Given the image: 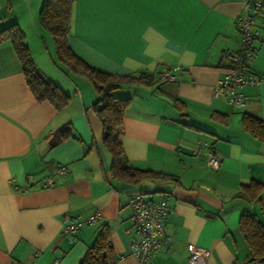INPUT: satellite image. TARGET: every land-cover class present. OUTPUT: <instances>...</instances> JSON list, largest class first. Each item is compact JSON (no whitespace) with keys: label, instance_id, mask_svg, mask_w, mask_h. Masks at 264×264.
Instances as JSON below:
<instances>
[{"label":"crops","instance_id":"obj_1","mask_svg":"<svg viewBox=\"0 0 264 264\" xmlns=\"http://www.w3.org/2000/svg\"><path fill=\"white\" fill-rule=\"evenodd\" d=\"M244 1L74 0L69 44L76 55L100 70L150 75L113 92L130 97L119 134L127 164L162 175L124 183L110 170L94 88L54 61L37 17L42 0H0V28L16 22L36 66L68 95L61 109L37 101L11 44H0V264H78L101 223L109 225L115 264H138L123 233L128 198L137 193L166 195L174 210L165 218L169 241L151 264H187L188 243L210 250L205 264H259L239 219L249 212L264 223V190L252 201L235 195L252 180L264 184V141L241 125L244 112L264 118V16H255L250 64L260 81L238 88L246 95L240 107L212 95L226 74L223 52L239 47ZM166 65L176 66L175 79L161 81ZM66 125L72 135L52 145ZM199 141L219 157L217 169L206 164L207 147L194 152ZM56 165L65 175L42 187ZM94 212L98 223L79 226L71 240L61 233L65 214Z\"/></svg>","mask_w":264,"mask_h":264},{"label":"trees","instance_id":"obj_2","mask_svg":"<svg viewBox=\"0 0 264 264\" xmlns=\"http://www.w3.org/2000/svg\"><path fill=\"white\" fill-rule=\"evenodd\" d=\"M73 4L74 0H42L37 14L38 22L40 27L50 34L55 63L63 71L86 79L96 92L97 98L94 106L103 126L102 143L111 156L112 175L124 183H134L145 178L161 176V173L133 168L127 164L119 134L122 113L129 104L130 97L117 96L113 92L122 84L148 83L150 75L144 72L114 73L100 70L76 55L69 44ZM4 42L11 44L25 82L34 98L37 101H48L56 109L64 107L68 102V95L36 66L25 35L16 22L0 28V44ZM241 125L245 131L264 141V118L244 112ZM71 135L69 125L61 127L54 132L51 144L55 145ZM262 190H264V184L252 180L248 185H244L235 196L252 201L259 198ZM239 228L250 248V258L257 260L259 264H264V223L256 215L243 212L239 219ZM114 258L109 225L101 223L78 264H115Z\"/></svg>","mask_w":264,"mask_h":264},{"label":"built area","instance_id":"obj_3","mask_svg":"<svg viewBox=\"0 0 264 264\" xmlns=\"http://www.w3.org/2000/svg\"><path fill=\"white\" fill-rule=\"evenodd\" d=\"M244 7L248 12L236 19L239 47L236 51L223 52V56L228 62L226 74L215 82L212 89L214 97L226 98L235 107L243 106L246 99V95L238 91V88L243 85H256L260 81V77L253 72L250 64L256 54V48L253 44L257 36V31L254 29L255 16H264V0H245ZM174 68L176 66H164L160 80L175 79ZM203 147H207L205 151L207 166L217 169L220 163L219 157L207 141H199L194 152H200ZM65 173V166L56 165L47 176L41 179L40 185L42 187L53 186L56 183L55 175L62 177ZM128 205L130 207L127 217L129 225L123 228V233L127 239L128 254L133 256L138 264H151L153 255L160 244L169 241L165 218L174 212L173 207L168 203L166 195L152 198L141 193L129 197ZM100 218L98 212H94L84 219L65 214L61 220V233L71 240L79 226L98 223ZM187 250V264H205V260L210 254L208 248L194 243H188ZM39 255L40 251L37 249L31 252L33 259ZM25 264H34V262L30 261Z\"/></svg>","mask_w":264,"mask_h":264}]
</instances>
